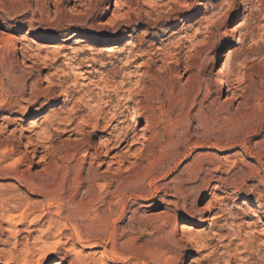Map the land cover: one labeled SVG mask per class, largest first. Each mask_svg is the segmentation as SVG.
<instances>
[{
  "label": "rangeland",
  "instance_id": "obj_1",
  "mask_svg": "<svg viewBox=\"0 0 264 264\" xmlns=\"http://www.w3.org/2000/svg\"><path fill=\"white\" fill-rule=\"evenodd\" d=\"M7 154L0 264H264V0H0Z\"/></svg>",
  "mask_w": 264,
  "mask_h": 264
},
{
  "label": "bare ground",
  "instance_id": "obj_2",
  "mask_svg": "<svg viewBox=\"0 0 264 264\" xmlns=\"http://www.w3.org/2000/svg\"><path fill=\"white\" fill-rule=\"evenodd\" d=\"M221 84L223 86H226V81L222 80L221 81ZM2 107H3V105H2ZM138 119H139V117L136 114V115L133 116V119L132 120H138ZM122 122H123V120L121 121V123ZM189 134H190V132H189ZM190 136H192V135L190 134ZM185 149H186V147H185L184 143H182L181 138L178 139V144H175L171 148H169L165 152V154L161 156V158L157 161V163H155L154 165H152L150 167V172L149 173L151 175H153V174H158L161 171H168V172L173 171L177 167V165H176L177 162L185 155V152H186ZM12 157L13 156L11 154H7V155H4L3 157L0 158V172H8V170L9 171L10 170L11 171H13V170L16 171L15 165L18 164V166H19V163L16 162L17 164H15L14 166L11 165L10 163H7L8 160L11 159ZM210 165H212V162H209V161L208 162H204L198 168L197 173L198 174L199 173H204L205 171L210 170L211 169L210 168ZM206 166H208V167H206ZM12 167H13V169H12ZM18 173H20V172H18ZM101 178H102L101 176H99L98 174L94 173V175H92L90 181L93 183V186H94L95 185V182L98 181V180H100ZM103 179L106 181L105 184H104V187L106 186V188L109 189L112 186V183H113L112 180L109 179V177H104ZM22 180H23V182L25 184L27 182L32 187V182L29 181L25 176H22ZM2 185L3 184H1V186ZM4 186H5V184H4ZM10 187L13 188L12 191L11 192H6L5 194L1 195V200L4 203L3 204L0 203V204H2L1 207H2V219H3V221H5L8 224H11V225L15 226V224L18 225V221H16L17 220L16 219L17 217L14 214H12V213L13 212H16L17 210H19L23 206V197H22V194L21 193H18V190H17L16 187H13V186H10ZM30 203L31 202L29 200H26V206H30ZM28 209H30V208H28ZM255 215L257 217V223L264 225V216H262L261 214H255ZM24 220H25V215L22 214L19 223H21ZM187 227H188V224H185V223L181 224V226H180V228L182 230H185ZM251 236H255V235L252 234ZM6 242H13L14 243V247L11 248L9 250V252H8L9 253L8 258L5 257L6 258L5 259L6 260V264H24V263H26L28 261L27 260L28 259V255H27L26 246H23V243H22L23 241H22V239L19 236H17L16 234H14L11 237H9L6 240ZM158 244L160 245V247H167V248H169L168 250L174 248V245L172 244V242L169 243V242H165V241H160ZM2 259L3 258H0V260H2ZM144 264H146V263H144Z\"/></svg>",
  "mask_w": 264,
  "mask_h": 264
}]
</instances>
